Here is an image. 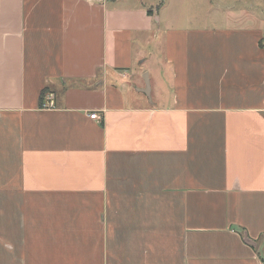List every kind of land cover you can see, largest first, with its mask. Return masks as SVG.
Returning <instances> with one entry per match:
<instances>
[{
  "label": "crops",
  "instance_id": "1",
  "mask_svg": "<svg viewBox=\"0 0 264 264\" xmlns=\"http://www.w3.org/2000/svg\"><path fill=\"white\" fill-rule=\"evenodd\" d=\"M226 1L0 0V264H264V0Z\"/></svg>",
  "mask_w": 264,
  "mask_h": 264
},
{
  "label": "built area",
  "instance_id": "2",
  "mask_svg": "<svg viewBox=\"0 0 264 264\" xmlns=\"http://www.w3.org/2000/svg\"><path fill=\"white\" fill-rule=\"evenodd\" d=\"M53 107H54L53 96L50 95V94L45 95L44 103H43L42 108H44V109H52ZM89 117L92 120L96 119V115L95 114H92Z\"/></svg>",
  "mask_w": 264,
  "mask_h": 264
},
{
  "label": "rangeland",
  "instance_id": "3",
  "mask_svg": "<svg viewBox=\"0 0 264 264\" xmlns=\"http://www.w3.org/2000/svg\"><path fill=\"white\" fill-rule=\"evenodd\" d=\"M237 0H227L226 3H229L230 6H235V8H239V6L242 4L241 1L240 2H236ZM252 1H255L257 4L260 3V0H252ZM236 2V5L232 4V3H235ZM244 4H246V1H242ZM150 65V64H149ZM152 87V92L153 94H156V86H155V83H154V78L151 77V85Z\"/></svg>",
  "mask_w": 264,
  "mask_h": 264
},
{
  "label": "water",
  "instance_id": "4",
  "mask_svg": "<svg viewBox=\"0 0 264 264\" xmlns=\"http://www.w3.org/2000/svg\"><path fill=\"white\" fill-rule=\"evenodd\" d=\"M141 91H142V93H144L145 95H148V94H149V83H148V80H147V79L145 80V88H144L143 90H141ZM245 242H246L247 244H250V242L247 241V240H245Z\"/></svg>",
  "mask_w": 264,
  "mask_h": 264
}]
</instances>
